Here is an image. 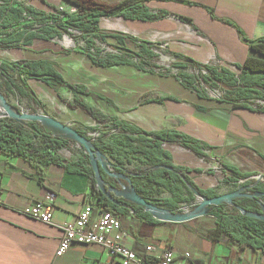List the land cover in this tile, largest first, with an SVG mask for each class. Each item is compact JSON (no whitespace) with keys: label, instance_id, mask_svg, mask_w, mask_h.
Here are the masks:
<instances>
[{"label":"crops","instance_id":"0c3cea01","mask_svg":"<svg viewBox=\"0 0 264 264\" xmlns=\"http://www.w3.org/2000/svg\"><path fill=\"white\" fill-rule=\"evenodd\" d=\"M6 1L44 13H51L52 8L76 11L64 0ZM99 1L113 6L126 0ZM145 7L152 15L150 19H102L98 28L159 45L152 63L166 74L135 65L97 67L76 49L74 41L68 44L64 38L36 39L21 49L0 47V61L50 62L66 83L85 87L90 95L81 99L108 120L145 133L172 130L201 143L204 157L177 144L165 145L171 163L190 171L186 175L193 184L192 193L214 190L217 196H225L236 191L238 187L227 179L222 167L249 174L254 181L264 176V114L234 109L209 89L206 96H200L179 78L181 74L199 73L191 67L193 63L226 67L239 74L237 66L247 59H261L250 49V42L264 38V0H153ZM125 42L121 46L108 38L106 44L99 47L97 42V46L112 54H119L117 47L140 51L137 43ZM85 45L84 41L78 44ZM179 64L188 67L178 68ZM27 86L40 102L60 111L70 108L66 103H75V95L63 86L51 88L38 80L28 81ZM74 110H68L73 122L84 129L99 125L83 109ZM105 180L108 186L127 185L108 177ZM149 189H154L152 199L171 198L164 189L152 185ZM0 190V264H108L107 254L96 245H74L62 257H56L63 236L61 227L78 218L86 205L94 208V216L101 210L91 197L88 176L66 172L55 164L43 166L38 173L25 160L0 154ZM36 202L53 208L51 224L25 215ZM211 210L185 223L163 222L152 216L157 222L149 224L127 209L128 213L118 218L125 235L123 244L138 254H144L147 247L158 252L172 249L182 264H264L262 250L241 249L227 239L214 242L209 238L208 232L216 227ZM142 212L146 213L143 208Z\"/></svg>","mask_w":264,"mask_h":264},{"label":"trees","instance_id":"16d2710c","mask_svg":"<svg viewBox=\"0 0 264 264\" xmlns=\"http://www.w3.org/2000/svg\"><path fill=\"white\" fill-rule=\"evenodd\" d=\"M64 1L76 8V11L71 13L52 8L51 13H44L24 4L1 0L0 47L21 49L30 46L36 39L51 40L68 36L74 41L76 49L85 53L97 67L135 65L141 70L150 72L159 70L161 74H166L167 71L163 72L164 69L152 63V60L157 58L154 49H158L159 45L138 42L132 37L119 33L102 32L98 28L102 19L124 18L129 21L150 19L152 15L145 6L153 0H126L113 6L99 0ZM71 31H76L80 35ZM108 38L117 40L121 46H125V41L137 43L140 51L106 53L97 46V42L106 44ZM80 41L85 42V47L78 46ZM250 49L261 59H247L243 65L237 66L240 70L239 74L226 67L193 63L191 67L199 73L181 74L179 78L187 88L200 96H206L207 89L211 91L219 89L221 92L219 101L230 104L234 109H247L264 114V38L250 42ZM177 67L183 68L188 65L179 64ZM0 78L4 79L9 92L16 89L21 96L28 97L38 107H42V103L27 86L28 81L38 80L51 88L63 86L69 89L75 95V106L83 109L99 125L103 124L102 131L99 127L81 128L75 131L85 138H88V131L101 133L93 146L97 152L115 161L113 167L116 172L128 177L136 176L132 178V184L139 196L157 207L168 208L173 212L179 209L181 204L195 203L196 196L190 189V185L193 186V184L186 175L190 171L171 163L172 156L165 149V145L177 144L204 157L205 147L198 141L172 130L145 133L131 125L108 120L81 99V96L90 95L85 87L66 83L55 65L47 61L19 63L0 61ZM69 144L70 141L67 139L46 135L37 123L32 122L24 127L14 119L0 120L1 155L23 159L38 173L42 172L43 166L55 164L59 167L63 166L66 172L86 175L89 178L91 197L96 201L98 208L117 218L128 213L126 208L120 206L124 202L123 199L111 194L106 195L101 191L88 154L75 161H67L58 153L59 149ZM133 161L146 165L148 168L137 169L129 176L125 167ZM226 168L234 175V177L227 175V179L234 187H239L240 181H245L244 187H251L249 192L252 198L236 200L234 205L247 212L262 214L260 204L264 206V183L256 184V181L251 180V175L242 174L232 167ZM101 173H103L102 170ZM104 177L106 179L108 176L104 175ZM149 185L166 190L171 194V198L152 199L154 189H149ZM109 186L117 188L115 183H109ZM197 193L207 199L217 197L214 190H197ZM134 207L137 218L149 224L157 222L148 212L143 213L141 207ZM210 215L216 219V227L208 232L212 241L218 242L224 238L241 249L251 248L264 252V222L243 215L234 207L228 211L225 205L213 208Z\"/></svg>","mask_w":264,"mask_h":264},{"label":"built area","instance_id":"2783aa9c","mask_svg":"<svg viewBox=\"0 0 264 264\" xmlns=\"http://www.w3.org/2000/svg\"><path fill=\"white\" fill-rule=\"evenodd\" d=\"M59 11L64 10L60 8ZM71 32L80 35L76 31ZM63 38L70 42L72 41L68 36H64ZM202 73L206 74L205 71H202ZM218 96L221 95L219 94ZM99 127L100 129H103V125H100ZM100 135L101 133L97 132L94 136L100 137ZM95 139L96 138L90 139L92 144L95 142ZM104 156L106 157L104 160L106 170L110 173H117L109 157L106 155ZM244 183L245 181H240L238 186L242 187ZM196 203L197 200L195 203L187 205V207L179 208L175 212L188 213L196 207ZM94 213V208L90 204L86 205L78 218L61 227L63 236L56 252V257H62L74 245H96L107 254V257L109 258L108 264H182L177 261L172 249L158 252L153 247H147L144 254H138L129 249L123 244L125 235L122 232L118 218L103 210L97 211V215L95 216ZM25 215L44 224H51L53 208L44 202H36L25 211Z\"/></svg>","mask_w":264,"mask_h":264},{"label":"water","instance_id":"95a60500","mask_svg":"<svg viewBox=\"0 0 264 264\" xmlns=\"http://www.w3.org/2000/svg\"><path fill=\"white\" fill-rule=\"evenodd\" d=\"M116 51L123 52V53L129 52V50L123 47H117ZM186 62L188 64H191V61H186ZM0 100L3 102V107L5 109V117H9L17 121L47 123L51 125L52 127L59 129L63 131L64 133H67L68 135H70L69 137L75 139V141L78 144H80L86 150V153L89 155L90 162L94 170V175H95L96 181L101 191L106 195L111 194V195H114L115 197L125 200L126 203H123L121 206L126 207L133 214H135L134 208L130 207L128 204H132V205L143 208L146 212H148L154 218L160 221L170 222V223H185V222L194 220L196 218H199L201 216L207 215L210 211V208L211 209L217 208L223 204H227V205H231L232 207L236 208L243 215H246V216H249V217H252L254 219L264 222V206L262 204H260L262 214L247 212L245 209L236 207L234 205V201L236 200L252 198V195L249 194V190L251 189V187H246V186L237 188V190L231 194H228L225 196H217L212 199H207L203 196H200L197 192H195L194 194L197 198L196 207L188 213L169 212V211H166L165 209L157 207L150 201H147L143 197L139 196L134 191L132 180L130 177L120 174L118 172L110 173L106 170L104 166V160L106 159V157L103 154H100L99 152H97V150L91 143L90 139L78 135V133L75 130H73L71 127H69L68 125L61 124L48 117H44L40 115H26V114L16 113L15 111H13V109L9 105L5 103L1 94H0ZM101 170L103 171L104 175H107L110 179L116 182H119V183L126 182L127 185H125L122 188L120 187L115 188V187L108 186L107 182L105 181V177L103 173H101ZM222 170L229 177H234L233 173L226 167H222ZM260 182L264 183V176L257 177L256 184H259Z\"/></svg>","mask_w":264,"mask_h":264},{"label":"rangeland","instance_id":"374dc122","mask_svg":"<svg viewBox=\"0 0 264 264\" xmlns=\"http://www.w3.org/2000/svg\"><path fill=\"white\" fill-rule=\"evenodd\" d=\"M70 39V38H69ZM72 40V39H70ZM73 42V40H72ZM67 43L69 44L70 41L67 40ZM102 44L99 43V47H101ZM106 50V48H104ZM204 87L206 88V86L204 85ZM214 93L218 96L219 94L221 95V92L219 89H214ZM0 94L3 97V100L5 101V103L7 105H9L13 111H15L18 114H26V115H40V116H44V117H48L50 119H53L61 124H65L68 125L69 127H71L73 130H77V129H84L80 124L73 122L72 119V115L70 113V111H68L69 109L72 111H75V108H79L77 106H75V103H66L68 107V110L65 111H60L59 109H55L53 106H48L44 103H42V107H38L37 105H35L28 97H23L21 96L16 89H14L12 92H9L6 88V83L4 81L3 78H0ZM83 112L85 114H87L84 110ZM88 115V114H87ZM11 118L9 117H5V118H1L0 120H5V121H9ZM22 126L27 127L30 125V123L32 122H27V121H18ZM37 123V122H34ZM40 128H42L43 132L46 135L51 136L52 138H62V139H67L70 141V144L68 146H65L61 149L58 150V153L63 156L65 159H69V160H77L78 158L84 156L86 154V150L80 145L78 144L75 139L66 136L64 134H59V133H55L54 131L50 130L47 126H51L47 123H37ZM103 125V124H101ZM100 125H97L96 127H99ZM52 127V126H51ZM100 129V127H99ZM103 129L101 128L100 131H102ZM96 132H92V131H88V138L93 139L96 138L95 141L99 138L94 136ZM39 141V140H37ZM107 156V155H106ZM108 157V156H107ZM112 163L115 161L111 160ZM126 170L130 176L131 173H135L137 171V169H146L148 168L146 165H142L141 163L137 162V161H133L131 164L126 165ZM226 206V210L231 211L232 210V206L231 205H227V204H223ZM187 207V206H184ZM211 209V208H210ZM213 209V208H212Z\"/></svg>","mask_w":264,"mask_h":264},{"label":"bare ground","instance_id":"6f19581e","mask_svg":"<svg viewBox=\"0 0 264 264\" xmlns=\"http://www.w3.org/2000/svg\"><path fill=\"white\" fill-rule=\"evenodd\" d=\"M1 118H5V109L3 107V102L0 100V119ZM50 130L54 131L55 133H59V134H64L66 136H70L67 133H64L63 131L56 129L54 127L51 126H47Z\"/></svg>","mask_w":264,"mask_h":264}]
</instances>
